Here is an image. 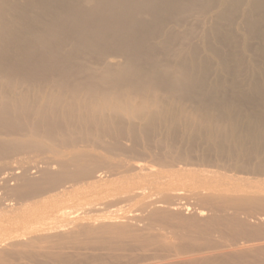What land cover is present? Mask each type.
<instances>
[{
  "label": "bare ground",
  "instance_id": "6f19581e",
  "mask_svg": "<svg viewBox=\"0 0 264 264\" xmlns=\"http://www.w3.org/2000/svg\"><path fill=\"white\" fill-rule=\"evenodd\" d=\"M20 153L69 182L0 201V264H264V0H0L2 191Z\"/></svg>",
  "mask_w": 264,
  "mask_h": 264
},
{
  "label": "rangeland",
  "instance_id": "374dc122",
  "mask_svg": "<svg viewBox=\"0 0 264 264\" xmlns=\"http://www.w3.org/2000/svg\"><path fill=\"white\" fill-rule=\"evenodd\" d=\"M29 153H20V156L22 157L23 155H24V158L26 159V160H28V161H30V162H28V161H25L26 163V165L24 164V163H21V161H22V158L19 156V160H20V162H18V164L19 165H14L15 167H22V174L23 175H27V176H30L32 179H33V181L31 180V181H23L22 180V176L23 175H20V174H16V172L18 171V169L17 170H15L16 168L14 167L13 168V170H11V172H13V174H16L17 176H15V175H12V173H10V171H9V173L11 174V175H9L8 177H7V181H9V182H7L5 185L7 186V188H6V186L4 185L3 187L6 189L5 191H2L3 190V188H2V186L0 187V201L2 200V201H4V199H8V200H10L11 202H13V203H21V202H23V198H24V202L26 201V200H29V199H31V198H33V197H35V196H39L40 195V193L41 192H43V193H45V192H47V191H49V190H51V188L53 187L54 189L55 188H57V187H59V186H61V185H68V184H66V182L68 183L69 181H63V183H62V181H59V179H61V178H57L56 176H60V174H56L59 170H58V168H54V171H53V169L51 170V172L53 171V174H54V172L56 171L55 169H57L58 171H56L55 172V174L54 175H56V176H54L53 175V177H56L57 179H55V181H48V180H51L52 178H49L48 179V176L46 177V175H45V170H43L44 168H42V167H39V168H36L37 170L35 171V168H34V162L32 161V160H35L34 158L35 157H32L33 155L30 153L29 155H30V159H27V158H29V157H25V156H27ZM35 156V155H34ZM33 158V159H32ZM25 159H23V160H25ZM32 159V160H31ZM18 160V161H19ZM32 161V162H31ZM22 162H24V161H22ZM28 163V164H27ZM23 164V165H22ZM22 165V166H21ZM31 168V169H30ZM42 170H41V169ZM25 170H27L28 172L26 173V171ZM0 171H3V168H0ZM34 172V173H33ZM15 176V177H14ZM21 177V178H20ZM29 177V178H30ZM61 177V176H60ZM13 178V179H12ZM48 180H47V179ZM11 179L13 180V181H11ZM16 180V181H15ZM52 180H54V179H52ZM57 180V181H56ZM58 181H59V184H58ZM13 182V183H12ZM24 182V183H23ZM28 182H30V183H28ZM51 182H52V184H51ZM17 183V184H16ZM65 183V184H64ZM13 184V185H12ZM15 184V185H14ZM26 184V185H25ZM54 184V185H53ZM58 184V185H57ZM25 185V186H24ZM53 185V186H52ZM16 186V187H15ZM57 186V187H56ZM18 187V188H17ZM108 186H106L105 188H107ZM13 188V189H12ZM48 188V189H47ZM52 188V189H53ZM104 188V189H105ZM109 188H111L110 186H109ZM19 190V191H18ZM18 193H17V192ZM10 193H11V195H10ZM13 194V195H12ZM3 196V197H2ZM6 196V197H5ZM11 196V197H10ZM22 196V197H21ZM14 199H13V198ZM17 198H18V201H17ZM22 198V199H21ZM28 198V199H27ZM13 199V200H12ZM14 200H15V202H14ZM22 200V201H21ZM17 201V202H16ZM183 202H187L188 204H192L193 206L192 207H195V208H205V209H213V207H211L210 205H208V204H206V203H195L194 201H192V200H182ZM206 204V205H205ZM1 207V206H0ZM214 210V209H213ZM215 212V211H214ZM214 212H211V211H209L206 215H204V216H202V217H197V215L195 216V214H196V212H194V210L192 209V210H190V211H184L183 213H178V214H169V213H165L164 214V217H163V215L161 216H154V217H152V216H149V218L147 217V219L148 220H146V222H149V221H152V220H155V221H157L156 222V226L157 227H161V226H158V225H162V221L164 222V221H166V220H171L170 222H169V224L170 223H172V221H173V225H175V226H173V225H171V227H172V230L174 229L175 230V228H177V231L176 232H181L182 230V232L181 233H185V231H186V233H187V230L189 229V228H187V227H185L186 225H184V224H182V223H178V221H180L181 222V220H182V218L183 219H188V217H189V219H198L197 221H199L200 220V222L203 224V226L205 225V224H208V217H209V219H211L212 218V216L214 215V218H215V216H216V218H220V217H223V218H229L228 216H226V214L224 215V214H221L220 213V215H219V213H217V212H215V213H217V214H215ZM102 214H106V211H104V212H101ZM19 215H20V213H18ZM167 215H168V217H167ZM171 215V216H170ZM224 215V216H223ZM173 216V217H172ZM177 216V217H176ZM152 217V218H151ZM162 218V220H161V218ZM172 217V218H171ZM179 217V218H178ZM170 218V219H169ZM159 220H161V221H159ZM175 220V221H174ZM202 220V221H201ZM205 220V221H204ZM168 221H166V222H168ZM165 222V223H166ZM168 224V223H167ZM166 224V225H167ZM184 225V226H183ZM209 225H211V227L209 226ZM214 225V226H213ZM168 226H170V225H168ZM167 226V228H169ZM177 226V227H176ZM183 227V229H182V227ZM209 227L208 229L210 230V228H211V231H216V230H218V227H220V225L219 226H217V224H208V225H205L204 227ZM213 226V227H212ZM216 226V227H215ZM162 227H166L165 226V224L164 225H162ZM181 229H179V228ZM233 226H231L230 228H219V229H221L220 231H222L223 232V235H219V234H217V233H214V235H213V232H211V234L210 235H208L207 237H205V239L209 242V244L211 245V246H218V245H220V243H218L217 242V240H218V238L219 237H222L223 238V240L224 241H227V240H229L230 239V241L231 240H237V233L235 232L234 233V231H237V226H234V227H236L235 229H234V227L232 228ZM185 228H187V230H185ZM232 228V229H231ZM230 229V230H229ZM173 230V231H174ZM179 230V231H178ZM226 232H225V231ZM214 231V232H215ZM229 231V232H228ZM189 232V231H188ZM218 232H219V230H218ZM222 232H221V234H222ZM185 233V234H186ZM216 234V235H215ZM226 235V236H225ZM228 235V236H227ZM219 236V237H218ZM225 236V237H224ZM201 237V236H200ZM228 237V238H227ZM230 237V238H229ZM198 240V239H197ZM200 241V239L198 240V241H193V242H190L189 243V245L190 246H192V247H197V245L199 246V244L201 243V242H199ZM184 243V242H183ZM185 244H186V242H185ZM197 244V245H196ZM135 250H134V253H133V250H131V251H128L127 253H129V254H131V252L133 253V256H139V254L141 253V251L142 252H144V255H146V254H149L150 253V251H152L151 252V254H156V255H161V254H164L165 253V251L164 250H162L161 251V248H158V247H155V250H154V247L152 246V248H151V246H150V248H148L147 249V252L148 253H146L145 254V250H139V252H138V250L136 251V249L137 248H134ZM150 249V250H149ZM125 252H123V254H124ZM126 253V254H127ZM136 253V254H135ZM126 254H124L125 256H126ZM128 254V255H129ZM135 254V255H134ZM127 255V256H128ZM132 255V254H131ZM141 255H143V253H141L140 254V256ZM139 256V257H140ZM82 257V258H81ZM86 256H80V257H73V258H66V259H62V260H60L58 263L57 262H53L52 264H91V263H95V259L94 258H92V257H89L88 259L87 258H85ZM81 258V259H80ZM87 260V261H86ZM95 260V261H94ZM233 263V262H232ZM232 263H228V264H232ZM233 264H235V263H233Z\"/></svg>",
  "mask_w": 264,
  "mask_h": 264
}]
</instances>
